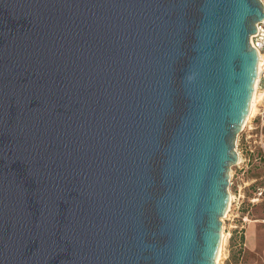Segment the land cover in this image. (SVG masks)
<instances>
[{"label":"water","instance_id":"95a60500","mask_svg":"<svg viewBox=\"0 0 264 264\" xmlns=\"http://www.w3.org/2000/svg\"><path fill=\"white\" fill-rule=\"evenodd\" d=\"M260 0H0V264H216Z\"/></svg>","mask_w":264,"mask_h":264},{"label":"rangeland","instance_id":"374dc122","mask_svg":"<svg viewBox=\"0 0 264 264\" xmlns=\"http://www.w3.org/2000/svg\"><path fill=\"white\" fill-rule=\"evenodd\" d=\"M256 104L253 115L244 126L245 130L236 141L242 159L251 161L250 168L252 165L251 171L244 177L249 180V185L242 193L246 194V198L256 199V202L245 201L239 205L240 202L236 201L242 210L240 213L245 216L236 215L233 209L230 221L225 222V243L220 264H264V193L259 195L264 188V126L259 117L261 98Z\"/></svg>","mask_w":264,"mask_h":264},{"label":"built area","instance_id":"2783aa9c","mask_svg":"<svg viewBox=\"0 0 264 264\" xmlns=\"http://www.w3.org/2000/svg\"><path fill=\"white\" fill-rule=\"evenodd\" d=\"M263 5V12H264V0H260ZM257 32L255 35L251 36L250 38V45L253 49H255L259 55V79H258V89L257 94L258 97H261V104L259 106V117L262 121V126H264V20L256 25ZM257 105V104H256ZM245 130V128L243 129ZM254 129H250L249 131H253ZM236 152L238 155V162L237 164L231 168L230 170V189L233 186L234 175L233 173L237 171L241 178H244L245 175L250 171V163L251 161L242 159L241 153L238 151V147L236 148ZM264 193V188L259 191V195L262 196ZM231 194V191H230ZM230 200V206L225 218L222 220L223 226L225 222L230 221V217L233 214V206L236 205L232 195ZM224 228V227H223ZM224 233V231H223ZM225 234V233H224ZM243 246V245H242Z\"/></svg>","mask_w":264,"mask_h":264},{"label":"crops","instance_id":"0c3cea01","mask_svg":"<svg viewBox=\"0 0 264 264\" xmlns=\"http://www.w3.org/2000/svg\"><path fill=\"white\" fill-rule=\"evenodd\" d=\"M250 171H251V169H250ZM250 171H248L247 174H249ZM238 174H239V173H238L237 171H235V172L233 173V175H234V181H233V186H232L231 189H230V191H231V195H232V197H233L235 203H236V201H237V202H240L239 205H243V203H244L245 201H248V203H249V202H250V203H252V202H256V199H252V198H248V197L246 198V194H245V193H244V195H243L242 190H243V189L246 190V187L249 185V180L247 181L245 178H241ZM241 183H243V184H241ZM252 183H253V182H252ZM257 190H259V189H257ZM247 191H248V190H247ZM241 199H242L243 201H241ZM233 209H234V212L236 213V215H237V214H240V215H242V216H245L244 213H243V214L240 213V211H242V210H240V208H239L238 205L233 206ZM230 228H231V226H230ZM228 235L230 236L231 233L228 234ZM230 238H231V236H230ZM232 240H233V239H232ZM243 246H245V245L243 244Z\"/></svg>","mask_w":264,"mask_h":264},{"label":"bare ground","instance_id":"6f19581e","mask_svg":"<svg viewBox=\"0 0 264 264\" xmlns=\"http://www.w3.org/2000/svg\"><path fill=\"white\" fill-rule=\"evenodd\" d=\"M258 79H259V64H258V76H257V81H256V84H255V88H254V94H253V100H252V105H251V110H250V113H249V116H248V119H247V122L250 120L251 116L253 115V112H254V109H255V106H256V103H257V99L258 98H261V97H258V94H257V89H258ZM246 122V123H247ZM231 194H230V200H231ZM229 206H230V203H229ZM222 242H221V247H220V251H219V255H218V258H217V262L216 264H220V261L222 260L221 257H222V253H223V247H224V243H225V235L224 233H222Z\"/></svg>","mask_w":264,"mask_h":264}]
</instances>
